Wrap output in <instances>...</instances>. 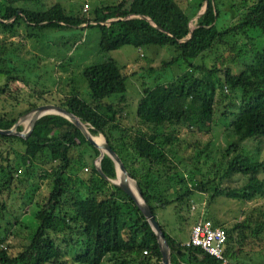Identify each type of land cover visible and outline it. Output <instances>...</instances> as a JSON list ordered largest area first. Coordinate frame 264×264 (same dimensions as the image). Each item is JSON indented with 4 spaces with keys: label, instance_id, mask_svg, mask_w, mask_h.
Instances as JSON below:
<instances>
[{
    "label": "trees",
    "instance_id": "1",
    "mask_svg": "<svg viewBox=\"0 0 264 264\" xmlns=\"http://www.w3.org/2000/svg\"><path fill=\"white\" fill-rule=\"evenodd\" d=\"M22 1L30 0H0V127H10L21 113L45 102L72 111L95 136L103 133L154 215L157 207L186 199L194 191L210 190V200L223 194L239 200L264 196V177L258 176L264 158L253 159L243 149H234L221 178L240 176L242 181L223 184L204 177L197 167L185 171L186 157L179 151L185 142V147L194 146L196 156L201 153L199 141H185L182 129L213 132L221 117L234 113V105L242 126L231 144L237 148L247 137H258L264 144V0H207V10L196 19L205 0H94L86 12L82 2L67 9L59 0L42 8L18 4ZM223 11L230 16L218 26ZM21 25L26 34L20 32ZM83 27L98 29L102 51L125 44L168 49L170 56L161 66L144 68L146 72L179 67L168 80L140 82V96L132 109L134 122L124 121L129 105L122 94L130 72L112 58L87 62L81 68L88 99L69 77L66 83H74L70 90L57 86L56 95L49 98L35 85L30 60L52 58L56 66L77 47L79 36L74 32L67 40L63 35L57 38L58 46L46 40L41 55L24 49V39L39 32L49 34L51 29ZM191 27V36L181 40ZM17 35L22 39L13 38ZM220 103L222 115L216 116ZM98 153L73 122L55 113L40 116L27 137L0 133V222L12 224L7 196L19 190V184L36 171L48 179L47 194L35 200L36 225H27L26 241L16 252L3 245L0 223V264H162L154 230L133 198L98 172L93 161ZM100 164L106 176L115 177L109 155L104 154ZM206 217L226 231L227 264H264V203L243 208L239 217L229 221L212 211ZM158 223L172 264H221Z\"/></svg>",
    "mask_w": 264,
    "mask_h": 264
},
{
    "label": "rangeland",
    "instance_id": "2",
    "mask_svg": "<svg viewBox=\"0 0 264 264\" xmlns=\"http://www.w3.org/2000/svg\"><path fill=\"white\" fill-rule=\"evenodd\" d=\"M53 1L56 0H30L25 2L22 1L18 4H25L30 7L38 6L36 8H42ZM59 1L65 5L67 9L72 8L76 3L79 4L82 2L84 4V2H88L89 7L87 10H89L91 7L90 1L93 2L94 0ZM188 1L191 2L193 0ZM87 10L83 12H86ZM229 16V11H223L218 26L227 22ZM194 23L195 22L193 21L192 24ZM28 29L29 31H33V29ZM20 32L22 34L27 33V30L23 25L20 26ZM74 32L79 36L77 47L67 52V57L64 59V62H56L57 65L55 66L52 58L37 59L34 57L30 60V62L34 64L31 72L35 85L46 92V97L55 96L57 86L63 87L64 85L66 90H70L73 82L69 80V82L66 83V80L69 77L76 82L80 95L83 98L88 99L89 90L87 82L81 73V68L87 62L112 58L117 61L123 70L130 72L127 79V90L122 94L124 95L125 102L129 105L126 106L127 117L124 118V121L127 124H130L131 122H134L132 109L140 96V82L143 81L148 85H152L159 80H168L172 74H177V72H179L177 71L179 67L176 65H170L163 70L161 68H156L149 72L143 70L149 66H161L162 60L167 59L170 56L169 50L165 47L158 48V46L155 45L135 47L131 44H125L107 51L100 50L98 46L99 31L96 27L51 29L49 30V34L39 32L37 37L33 35L31 38L27 37L24 39V49L31 48L33 51H36L37 54L41 55L42 48H47V46H45L47 42L46 40L53 43L55 42L56 46H58L60 42H58L57 38H62L64 35V38L67 37V40H70L71 35ZM13 38L17 40L22 39L21 36L18 35L13 36ZM34 39L36 40L34 42L36 43V46H32ZM25 54L28 55L29 52H25ZM233 69L234 71H237L238 67ZM225 90L230 92L229 88H226ZM117 96L120 97L121 95L118 94ZM221 104L222 103H220V108L216 112V116L222 115L220 112L224 106ZM233 107L234 113L228 114L225 118L221 117L217 125L214 126L213 132H210L211 134L205 130H190H195L194 128L184 127L182 129L181 136L184 140L191 143L198 140V148L202 150L201 153H197L196 156V152H193L192 149L194 146L191 145L185 147V142H182L179 151L186 157L185 162H182L185 171L186 169L190 168L193 170V168L197 167V169H200L203 173L204 177L213 178L212 180L215 182H221L223 184L228 182L231 184H239L242 181L240 180V176H232L230 180L221 178L224 169L227 167V158L236 151L234 149H243L246 154L253 159L264 158V144L258 137H247L246 139L240 140L237 148L231 144V141L237 138L238 131L242 126L241 121L236 117V105ZM20 124L22 129L26 126L27 122L24 120ZM208 140L209 143L204 147V144ZM197 159L200 163H197ZM93 161H95V159H93ZM21 170L23 171V168ZM22 171H17V173L21 174L23 173ZM38 173H40V171H36L35 174L30 177L31 179L29 181H23L19 184V190L15 189V193L11 192V194H8L7 196V208L9 211L7 217L12 220V224H6L4 220H1L0 223L5 233L3 245L10 253L19 250L22 244L26 241L29 232V227H27V225H36V220L34 219V216H32L33 209L35 208V200L42 195L47 194L48 179L40 178ZM258 176L264 177V170H260ZM14 180L15 178L12 179L10 185L13 186ZM209 193L210 190L202 192L194 191L186 199L184 198L181 201H174L168 205L157 207L155 209V216L157 220L164 225L167 231L173 233L178 239L185 241L189 235L190 226L199 216H207L208 213L212 211L219 218L229 221L239 217L240 211L243 208L245 209L264 203V196L262 195H257L250 200H239L223 194L210 200ZM71 255L72 252L69 251L67 258L71 259ZM69 264L76 263L71 261Z\"/></svg>",
    "mask_w": 264,
    "mask_h": 264
},
{
    "label": "water",
    "instance_id": "3",
    "mask_svg": "<svg viewBox=\"0 0 264 264\" xmlns=\"http://www.w3.org/2000/svg\"><path fill=\"white\" fill-rule=\"evenodd\" d=\"M207 7H208L207 0H205L203 5L201 6V9L194 15L193 18L196 19L200 15H203L205 11L207 10ZM129 15H132V14H129ZM145 18L149 19L148 17H145ZM111 20L112 19L110 18V19L105 20L104 22H110ZM149 21L154 26H157V24L153 23L150 19ZM80 25H85V23H82ZM192 29L193 27L189 29L187 36L182 38L181 40H186L187 38H189L192 34ZM47 113H55V114H59V115L66 117L68 120L73 122L82 131L83 135L89 142L93 143L98 148L99 153L95 157V161H94L96 169L109 182L116 184L117 186L122 188L125 192H127L133 198V200L136 202V204L142 211L144 217L147 219V221L149 222L150 226L152 227V229L154 230L156 234L157 242H158V245L161 251L162 264H172L170 260V247H169L168 241L149 203L144 198L136 179L128 172V170L123 164V161L121 160L119 155L116 153V151L110 146V144L106 140L103 133L98 132L103 136V141L101 143L95 142L91 136V131L88 129L86 122L82 121L72 111L62 107L59 104L52 103V102L41 103V104H38V105H35L29 108L25 112L21 113L17 117L16 121L10 127H6V128L0 127V133L17 134L23 137H27L30 134L34 126L35 121L40 116L47 114ZM24 120L27 121L26 126L22 129H17V125L20 124ZM104 154L109 155L114 162L115 177L106 176L101 168L100 162ZM130 183L133 184L135 191L131 187Z\"/></svg>",
    "mask_w": 264,
    "mask_h": 264
},
{
    "label": "built area",
    "instance_id": "4",
    "mask_svg": "<svg viewBox=\"0 0 264 264\" xmlns=\"http://www.w3.org/2000/svg\"><path fill=\"white\" fill-rule=\"evenodd\" d=\"M89 7L88 2H84L83 10ZM193 207V205H192ZM226 240V231L220 225H214L211 219L206 216H199L190 226L186 245H196L203 248L221 261V264H227L229 259L223 254V245Z\"/></svg>",
    "mask_w": 264,
    "mask_h": 264
},
{
    "label": "bare ground",
    "instance_id": "5",
    "mask_svg": "<svg viewBox=\"0 0 264 264\" xmlns=\"http://www.w3.org/2000/svg\"><path fill=\"white\" fill-rule=\"evenodd\" d=\"M27 122V121H26ZM88 126V125H87ZM88 129H89V126H88ZM90 130V129H89ZM91 131V130H90ZM91 136H92V138H93V140L95 141V142H97V143H101L102 141H103V136L100 134V136H95L92 132H91ZM131 184V187L133 188V190H134V186H133V184L132 183H130ZM135 191V190H134Z\"/></svg>",
    "mask_w": 264,
    "mask_h": 264
},
{
    "label": "crops",
    "instance_id": "6",
    "mask_svg": "<svg viewBox=\"0 0 264 264\" xmlns=\"http://www.w3.org/2000/svg\"><path fill=\"white\" fill-rule=\"evenodd\" d=\"M170 232V231H169ZM171 233V232H170ZM172 235H174L173 233H171ZM175 236V235H174ZM188 238V237H187ZM186 241V240H185ZM185 241H183V242H185Z\"/></svg>",
    "mask_w": 264,
    "mask_h": 264
}]
</instances>
